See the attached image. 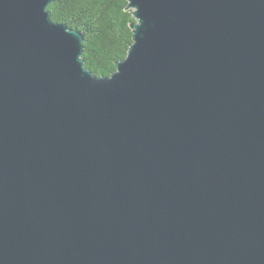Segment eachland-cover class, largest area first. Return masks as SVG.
Wrapping results in <instances>:
<instances>
[{"label": "water", "instance_id": "95a60500", "mask_svg": "<svg viewBox=\"0 0 264 264\" xmlns=\"http://www.w3.org/2000/svg\"><path fill=\"white\" fill-rule=\"evenodd\" d=\"M126 1L97 77L0 0V264H264V0Z\"/></svg>", "mask_w": 264, "mask_h": 264}, {"label": "trees", "instance_id": "16d2710c", "mask_svg": "<svg viewBox=\"0 0 264 264\" xmlns=\"http://www.w3.org/2000/svg\"><path fill=\"white\" fill-rule=\"evenodd\" d=\"M126 0H54L48 7L51 21L83 34L82 59L97 77H109L132 44L135 23Z\"/></svg>", "mask_w": 264, "mask_h": 264}]
</instances>
